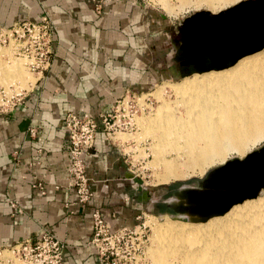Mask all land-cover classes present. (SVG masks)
Masks as SVG:
<instances>
[{"label":"crops","instance_id":"0c3cea01","mask_svg":"<svg viewBox=\"0 0 264 264\" xmlns=\"http://www.w3.org/2000/svg\"><path fill=\"white\" fill-rule=\"evenodd\" d=\"M141 10L136 0H107L99 13L91 0H0V25L46 15L53 38L42 76L35 73L19 101L0 110V254L6 264H17L7 247L45 229L64 243L62 264H101L89 242L91 211L98 209L111 227L133 226L141 206L154 200L128 181L122 136L99 126L84 155L93 195L67 205L75 192L67 184V135L60 122L67 111L98 116L156 77L155 63L142 58Z\"/></svg>","mask_w":264,"mask_h":264},{"label":"bare ground","instance_id":"6f19581e","mask_svg":"<svg viewBox=\"0 0 264 264\" xmlns=\"http://www.w3.org/2000/svg\"><path fill=\"white\" fill-rule=\"evenodd\" d=\"M237 1L181 3L204 4L215 11ZM20 67L21 61L13 58L0 64L8 74H17ZM174 89L180 92L174 101L181 109H169V104L163 103L166 109L156 119H139L141 125V120L149 124L144 132L152 139L154 169L155 165L161 169L158 183L202 174L215 163H222L229 152L243 155L252 143L264 137V45L229 66L185 77L174 84ZM0 93L4 102L2 96L9 98L19 92L7 95L2 89ZM143 98L138 95L141 107L149 108L151 103ZM144 112L135 115L136 128ZM171 218L154 222L153 242L148 248L152 264H264L263 192L233 203L222 214L208 216L204 222ZM3 263L2 259L0 264Z\"/></svg>","mask_w":264,"mask_h":264},{"label":"built area","instance_id":"2783aa9c","mask_svg":"<svg viewBox=\"0 0 264 264\" xmlns=\"http://www.w3.org/2000/svg\"><path fill=\"white\" fill-rule=\"evenodd\" d=\"M91 1L94 11L99 13L107 0ZM52 39L51 22L46 15H41L38 19L22 18L8 25H0V44L9 45L15 54L26 56L27 66L37 74L36 79L41 77L49 66ZM20 95L21 92L9 98L2 96L4 102L0 103V110L12 108L19 101ZM138 95L140 93L125 92L114 99L107 111L99 113L98 116L67 111L60 117L67 135V184L75 192L74 199L67 205L83 203L93 195L84 155L93 144L96 129L100 126L107 135L135 129V115L141 110H148L146 105L141 107ZM143 100L151 103L146 96ZM28 130L34 133L33 128ZM31 185L37 187L41 193L44 192L39 181H33ZM10 205L14 207L15 202L10 201ZM90 217L92 230L89 242L95 249L99 263L134 264L140 258L141 243L145 239L143 221L133 226L111 227L98 209H93ZM138 217L139 215H136V218ZM127 246L130 249L124 253L123 250ZM7 248L25 264H62L63 261L64 243L47 229L41 231L34 239L23 238ZM120 248L122 253H119ZM1 260L0 256V262Z\"/></svg>","mask_w":264,"mask_h":264},{"label":"rangeland","instance_id":"374dc122","mask_svg":"<svg viewBox=\"0 0 264 264\" xmlns=\"http://www.w3.org/2000/svg\"><path fill=\"white\" fill-rule=\"evenodd\" d=\"M136 1L139 2V6L142 9V17L144 20H146L145 27H143L144 32L142 33L141 37V45L144 48L142 58L143 60H150L151 62L153 61V63H155L156 77L152 79L150 84H146L139 91H130L136 94L140 93V95H143V97H148L151 102V105L148 110L144 112V115L140 116L137 119L136 129L133 128L131 130H126L124 133H118L116 135L122 136L121 139L123 141L120 142L122 143L124 157L126 158L128 173H130L134 177H139L141 179V187L147 189L150 192L151 199H159L160 197H166V195H168V192L170 191L172 192L177 189L179 190V184H182L183 181L191 184V178H195L198 175H202L207 169L219 165V163H215L214 165L206 168L202 174H191L183 179H175L167 183H158L157 174L158 171H161V169L159 168V166L156 165L154 169V162H152L153 156L151 153L152 139L150 138V136H147L144 132L149 124L146 123V120H141L144 121L143 125L139 123V119L141 118L147 120L156 119L155 117L157 116V114L159 112L163 113L164 109H166L162 107L163 103H166L167 105L169 104V109H172L174 107L176 108L177 104L175 101L178 97V94L180 93H177V91H175L174 89V84L176 85V82L180 81L185 77H190L195 73L200 74L205 71L211 70L208 69L205 71L191 72L188 74L182 73L180 69L176 68L175 63L177 62V60L173 57L174 48L180 42L179 29L181 23L179 22L181 21L183 23V19L189 15H192V13L195 11L201 9L209 10V8H207L204 4H200L199 6H197L188 3V5H186L181 3V0ZM230 5L231 4L227 6ZM218 10L209 11L217 12ZM260 21H262V19ZM257 22L258 21L256 20H248L246 24L239 26L237 25V27L250 29L257 26ZM237 27L234 28V31L231 34L233 35L232 37L238 36L243 33L244 30H238ZM12 58L14 60L21 61V67L19 68L20 70H18L17 74H14V72H12V74H8L9 72H6L7 69H0V73L2 74H0V89H5L7 95H10L13 92H22L23 90H25L28 87L30 80L35 75V73L28 68V60L26 57L15 54L11 46L9 45L0 46V64H5L6 61H10ZM159 108L160 111H158ZM177 108L181 109V106L178 105ZM261 144H264V137L252 143L248 150L250 151L252 149H255ZM248 150L245 151V153H247ZM245 153L243 155H245ZM243 155L238 156L234 151H231L229 152L228 157L226 159L230 157H242ZM128 181L136 185V182L133 180L132 177H129ZM166 190H168V192H165ZM258 192L264 193V188H260ZM171 200L184 202V199L178 197L177 195L172 196ZM151 203L152 202H150V204ZM179 212L180 211L173 209L170 213H161L157 210L156 206L154 207L152 206V204L148 205V208H144L141 206L140 211L137 213L139 217L136 218L134 224L143 221V223L145 224L143 228L145 239L141 243L142 252L140 254V258L136 262H134V264H152V260L148 255V248L152 246L153 242L151 239H153V233L155 230L154 222L163 223L167 218L171 217H173L171 219L178 218L187 219L189 221L204 222L207 218L206 217L202 220H191L190 217H199L200 214H197L194 211H182V213ZM178 214L179 216H177ZM128 249L130 248L127 246V248L124 249L123 252L127 251ZM119 253H122L121 248L119 249ZM8 255H11L13 257L12 260L14 262L16 261L17 264H25L24 261L13 255L12 253ZM3 264H6V262H4Z\"/></svg>","mask_w":264,"mask_h":264},{"label":"water","instance_id":"95a60500","mask_svg":"<svg viewBox=\"0 0 264 264\" xmlns=\"http://www.w3.org/2000/svg\"><path fill=\"white\" fill-rule=\"evenodd\" d=\"M197 13L202 17L190 26L174 48L173 57L181 65L182 73L229 66L239 57L264 45V0H238L217 12L201 9L183 20L188 21ZM248 20L258 21V25L250 29L237 27L246 24ZM235 27L244 31L233 38L231 34ZM228 163H231L232 167L219 175L225 191L210 185L204 197L206 201L200 200L203 203L198 202L195 208L190 210L200 214L199 217H190L191 220H202L211 215L222 214L233 203L255 197L259 189L264 188V144L248 151L242 157L225 159L215 168ZM132 178L142 194L147 192L141 187L139 177L132 175ZM236 181H239L240 189L234 191Z\"/></svg>","mask_w":264,"mask_h":264},{"label":"flooded vegetation","instance_id":"af4514ba","mask_svg":"<svg viewBox=\"0 0 264 264\" xmlns=\"http://www.w3.org/2000/svg\"><path fill=\"white\" fill-rule=\"evenodd\" d=\"M201 17L202 15L200 13H197L193 15L188 21H184L183 23H181L179 29L180 40L185 36L186 32L189 30L193 22L197 21ZM175 65L176 68L180 69L181 65L178 61L175 63ZM230 167H232L231 163H228L223 167H211L207 169L202 175L191 178V184L183 181L182 184H179V190L177 189L172 192H168V190H166L165 192H168V195H166V197L154 199L151 204L154 207L156 206L157 210L161 213H170L173 209L180 211L179 213H182V211H190L195 208V205H197L198 202L203 203L206 201L204 200V197H206L207 189L210 185L216 186V189L218 188L221 191H225L219 175L223 172H226ZM238 189H240L239 181H236L234 191H237ZM174 195H177L178 197L184 199V202L171 200V197ZM200 200H202L203 202ZM177 216H179V214Z\"/></svg>","mask_w":264,"mask_h":264}]
</instances>
